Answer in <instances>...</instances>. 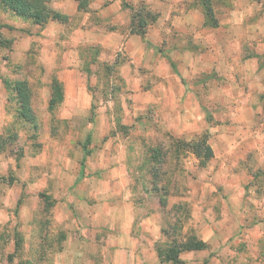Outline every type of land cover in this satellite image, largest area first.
<instances>
[{
  "label": "clouds",
  "instance_id": "obj_1",
  "mask_svg": "<svg viewBox=\"0 0 264 264\" xmlns=\"http://www.w3.org/2000/svg\"><path fill=\"white\" fill-rule=\"evenodd\" d=\"M0 264H264V0H0Z\"/></svg>",
  "mask_w": 264,
  "mask_h": 264
}]
</instances>
